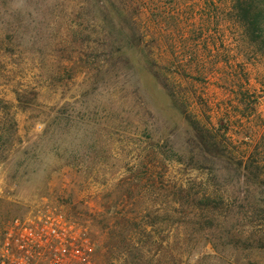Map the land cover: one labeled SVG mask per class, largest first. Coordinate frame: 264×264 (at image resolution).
I'll return each instance as SVG.
<instances>
[{
  "label": "rangeland",
  "instance_id": "rangeland-1",
  "mask_svg": "<svg viewBox=\"0 0 264 264\" xmlns=\"http://www.w3.org/2000/svg\"><path fill=\"white\" fill-rule=\"evenodd\" d=\"M234 0H0V224L62 209L98 264H264V46Z\"/></svg>",
  "mask_w": 264,
  "mask_h": 264
},
{
  "label": "built area",
  "instance_id": "built-area-1",
  "mask_svg": "<svg viewBox=\"0 0 264 264\" xmlns=\"http://www.w3.org/2000/svg\"><path fill=\"white\" fill-rule=\"evenodd\" d=\"M0 264H98L87 230L62 209H38L0 224Z\"/></svg>",
  "mask_w": 264,
  "mask_h": 264
},
{
  "label": "trees",
  "instance_id": "trees-1",
  "mask_svg": "<svg viewBox=\"0 0 264 264\" xmlns=\"http://www.w3.org/2000/svg\"><path fill=\"white\" fill-rule=\"evenodd\" d=\"M233 11L250 40L256 44L262 40L264 46V0H234Z\"/></svg>",
  "mask_w": 264,
  "mask_h": 264
}]
</instances>
